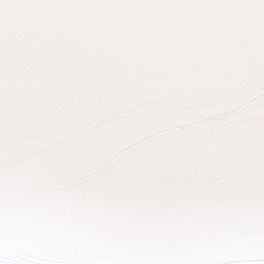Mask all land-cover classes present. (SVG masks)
<instances>
[{"label":"water","instance_id":"95a60500","mask_svg":"<svg viewBox=\"0 0 264 264\" xmlns=\"http://www.w3.org/2000/svg\"><path fill=\"white\" fill-rule=\"evenodd\" d=\"M0 264H264V0H0Z\"/></svg>","mask_w":264,"mask_h":264}]
</instances>
